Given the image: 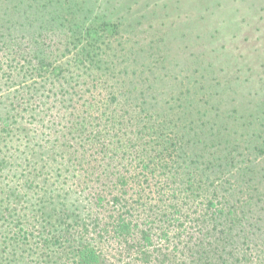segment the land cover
<instances>
[{"label": "trees", "instance_id": "obj_1", "mask_svg": "<svg viewBox=\"0 0 264 264\" xmlns=\"http://www.w3.org/2000/svg\"><path fill=\"white\" fill-rule=\"evenodd\" d=\"M96 1L0 0V264H264V89Z\"/></svg>", "mask_w": 264, "mask_h": 264}, {"label": "rangeland", "instance_id": "obj_2", "mask_svg": "<svg viewBox=\"0 0 264 264\" xmlns=\"http://www.w3.org/2000/svg\"><path fill=\"white\" fill-rule=\"evenodd\" d=\"M138 1L139 4L134 5L135 8L139 5L143 8L145 4L152 5L156 2L161 7L166 1L175 0ZM180 6L181 9H176V14L167 16L164 9H160L156 14L150 12L152 23L155 27L159 25L161 30H165L162 24L165 22L166 25L174 21L179 26L190 25L192 33L202 34L201 39L197 40L198 43L207 38L205 33L209 34L213 28H217L220 33L218 37H221L220 42L227 46L224 52L221 50L224 53L222 59L227 60L230 66L234 67L235 74L240 76L235 80L233 88L245 94L247 91L251 92L253 96L259 98V94H262L264 89V0H180ZM199 15L201 18L198 17ZM222 18L226 19L224 22L228 25L226 29L223 27L225 24ZM235 32L237 37L236 35L232 37ZM202 45L199 44L198 47L202 48ZM102 79L104 77L98 78V82ZM231 90L227 92L231 93ZM118 113L125 114L121 109ZM121 133L122 131H115L111 140L116 144L124 143L125 135L121 136ZM258 141L260 142L261 139L259 138ZM149 196L153 200L154 194L150 193Z\"/></svg>", "mask_w": 264, "mask_h": 264}]
</instances>
